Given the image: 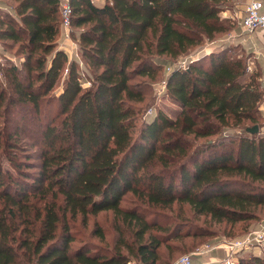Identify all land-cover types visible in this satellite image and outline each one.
Returning a JSON list of instances; mask_svg holds the SVG:
<instances>
[{
	"label": "trees",
	"instance_id": "16d2710c",
	"mask_svg": "<svg viewBox=\"0 0 264 264\" xmlns=\"http://www.w3.org/2000/svg\"><path fill=\"white\" fill-rule=\"evenodd\" d=\"M12 1L14 14L0 7L3 49L18 56L0 88V264H160L161 245L186 225L147 217L176 202L213 223H244L240 233L263 218L264 92L248 55L199 51L162 78L178 109L147 115L139 105L164 61L230 29L220 16L229 0H70L77 57L58 45L60 0ZM126 194L132 207L121 205ZM100 211L133 241L72 251L70 220Z\"/></svg>",
	"mask_w": 264,
	"mask_h": 264
},
{
	"label": "rangeland",
	"instance_id": "374dc122",
	"mask_svg": "<svg viewBox=\"0 0 264 264\" xmlns=\"http://www.w3.org/2000/svg\"><path fill=\"white\" fill-rule=\"evenodd\" d=\"M96 3H102L104 0H94ZM14 5V2L12 0H0V7H2L3 11H9L10 14H14L11 10V6ZM227 11V16L224 17L221 12ZM220 12V16L226 20V23L229 25L230 28L228 31L224 32L223 34H216L214 38H216L215 41H209L206 40L204 45H201L200 47H195L194 49L189 50L188 53L180 56L176 60L172 61H164L163 68L161 69L160 76L158 80H156L152 86H149L148 91L150 92L147 95V98L145 102L142 104H139L142 109H150L153 108V110L156 109H162L165 112L172 113L174 109H178V106L172 103L164 94V88L161 85L162 84V78L166 76V73L168 72V69L174 65L175 62L179 60H186L189 59L191 56H194L197 54V52H209L213 49H216L219 44L224 46H229L230 50L227 52L233 56L237 55H249L251 52V49L248 46V42L244 43L243 41H246L243 39L242 36V28H241V18L244 14L243 11L240 10V8L235 4V1L229 0L226 4L223 5V8ZM236 34L237 36H242L240 40L242 43H239L238 37L227 39V36L229 34ZM245 36V35H244ZM219 37V38H218ZM61 35V39H62ZM245 38L248 40V37L245 36ZM72 39V38H71ZM63 40V39H62ZM250 40V39H249ZM72 41L76 44L75 40L72 39ZM65 45L68 49V51H73L71 48V42L70 40H65ZM73 44V48H74ZM70 55V54H69ZM192 58V57H191ZM18 62V56L15 54L14 49H3L2 55H0V88L6 87V77L4 76V73L2 71V68L6 67L11 62ZM62 81L63 78H60L57 82L56 86V93L61 90L62 88ZM5 105V104H3ZM146 110V111H147ZM14 119L13 117H11ZM264 122V118L260 119V124ZM28 153H31L27 151ZM3 167L5 170L12 172V174H16L13 169L10 167L9 163L7 162L5 156L3 155L2 159ZM37 159H31L30 163H37ZM24 173H32L36 168H29L24 167ZM130 195L126 194L124 197V200L121 202V205L123 207H132L133 202H130ZM261 216L263 217L260 219L254 227L251 225L249 228H245V231L243 233H240L242 230V227L244 223H238L233 228H230L229 226L225 225V223H213L208 218L205 217H195V215L191 212L189 205L182 203H174L173 208L171 210L165 209L163 210V215H158L157 217H152L151 215H148V219H154L158 220L161 224H166L167 227H173L174 223H180V225H186L183 228H181L180 235L177 234V232L174 233V236H172L168 240V245H170L168 248L165 246V244H162L159 253H160V264H173L177 257H179L181 254L184 253H192V261L194 264H200L203 262H208V264H223V259L225 257V249L223 246L215 249H211L205 254L198 253V250L205 244H223L230 240H233L234 238L241 237L249 230H252L261 223H264V209L260 211ZM253 224V225H254ZM70 231L74 236V240L71 243V250L74 251L78 248L83 247H93L98 250L100 253H106L104 251H110L112 250L117 244L121 243V239H125L128 242L133 241V235L129 233V229L126 225L122 224L120 219H118L112 211H100L97 214H89L87 215L86 219H82L80 215H77L74 219L70 220L69 222ZM252 227V228H250ZM99 228L102 231L103 239L100 238L98 232L96 229ZM104 250V251H103ZM122 251H125V249L122 247ZM217 250L223 251V256L219 261H214L212 256L216 254ZM253 252V249H247L244 251H241L239 254V260L241 257L248 258L251 256ZM261 252V256L264 255V249ZM201 260L202 262H200ZM135 261V260H134Z\"/></svg>",
	"mask_w": 264,
	"mask_h": 264
},
{
	"label": "built area",
	"instance_id": "2783aa9c",
	"mask_svg": "<svg viewBox=\"0 0 264 264\" xmlns=\"http://www.w3.org/2000/svg\"><path fill=\"white\" fill-rule=\"evenodd\" d=\"M60 12H61V30H62V37L64 40H70L71 42V48L73 51H71V55L77 57L78 52L76 50V44L72 41L70 37V16L72 12V7L70 4V0H60ZM241 28H242V35L243 34H252L256 32L257 30L264 31V3L262 0H250L247 3H245L244 7V14L241 18ZM239 37L236 34H229L227 36V39ZM215 41V40H213ZM73 44L75 45L73 48ZM3 51V44L0 39V55ZM190 59V58H189ZM189 59H182L174 63V65L186 68L188 60ZM169 70V69H168ZM162 86L165 91V80H162ZM86 84H89L87 82ZM152 109H148L146 114H151ZM261 130L264 131V123L261 127ZM223 246L225 249V257L223 259V264H238L239 263V253L241 251L247 250V249H254L258 248V252L254 253L256 255H260L261 252L264 249V223L259 224L258 227L249 230L241 237L234 238L233 240H230L223 244H205L203 245L199 250L198 253L205 254L211 249L219 248ZM173 264H194L192 261V253H184L181 254ZM203 264H208V262H204Z\"/></svg>",
	"mask_w": 264,
	"mask_h": 264
},
{
	"label": "crops",
	"instance_id": "0c3cea01",
	"mask_svg": "<svg viewBox=\"0 0 264 264\" xmlns=\"http://www.w3.org/2000/svg\"><path fill=\"white\" fill-rule=\"evenodd\" d=\"M235 1V4L240 8L241 11L244 12V7H245V3H247L250 0H233ZM264 3V0H262ZM223 14L224 17L227 16V11L225 12H221ZM61 34H62V30H61ZM61 34L59 37V48L64 50L68 55L70 53V51H68L66 45H65V40L61 39ZM248 37V40L245 38V36ZM244 38H243V37ZM242 36L238 37L237 39L239 40V43H242V41L240 40L241 38L245 39L246 41H243L244 43H247L249 48L251 49L249 56V60H248V70L249 72H255L258 76L257 80H258V85L259 87L263 90L264 92V31L262 30H257L256 32L252 33V34H243ZM236 39V38H235ZM250 39V40H249ZM69 55V57H70ZM260 108V113L262 115V117L264 118V94H263V98L260 102L259 105ZM257 223V222H256ZM256 224H252L251 226L254 227ZM250 227V228H252ZM258 252V248H254L252 254L257 253ZM223 256V251L222 250H217L216 254H214V256H212V258L214 259V261H219V259H221V257ZM200 262H202L201 260H199ZM204 263V262H203ZM200 263V264H203Z\"/></svg>",
	"mask_w": 264,
	"mask_h": 264
},
{
	"label": "water",
	"instance_id": "95a60500",
	"mask_svg": "<svg viewBox=\"0 0 264 264\" xmlns=\"http://www.w3.org/2000/svg\"><path fill=\"white\" fill-rule=\"evenodd\" d=\"M247 131L249 133H257V132H259V126L257 124H255L251 127H247Z\"/></svg>",
	"mask_w": 264,
	"mask_h": 264
}]
</instances>
